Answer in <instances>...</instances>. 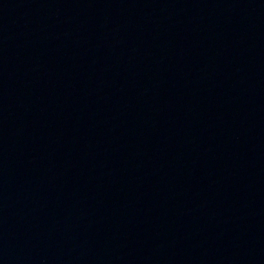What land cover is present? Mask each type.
Here are the masks:
<instances>
[{"label":"water","instance_id":"95a60500","mask_svg":"<svg viewBox=\"0 0 264 264\" xmlns=\"http://www.w3.org/2000/svg\"><path fill=\"white\" fill-rule=\"evenodd\" d=\"M0 264H264V79L116 135L0 154Z\"/></svg>","mask_w":264,"mask_h":264}]
</instances>
